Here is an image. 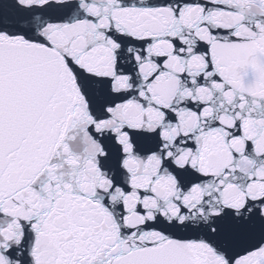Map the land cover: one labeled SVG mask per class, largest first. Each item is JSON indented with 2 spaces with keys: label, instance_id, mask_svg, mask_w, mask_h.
<instances>
[{
  "label": "snow or ice",
  "instance_id": "obj_1",
  "mask_svg": "<svg viewBox=\"0 0 264 264\" xmlns=\"http://www.w3.org/2000/svg\"><path fill=\"white\" fill-rule=\"evenodd\" d=\"M0 264H264V0H0Z\"/></svg>",
  "mask_w": 264,
  "mask_h": 264
}]
</instances>
